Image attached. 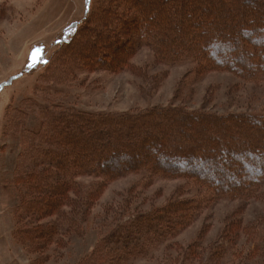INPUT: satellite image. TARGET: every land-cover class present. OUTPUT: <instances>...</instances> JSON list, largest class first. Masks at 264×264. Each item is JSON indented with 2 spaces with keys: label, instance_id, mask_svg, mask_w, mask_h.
<instances>
[{
  "label": "trees",
  "instance_id": "1",
  "mask_svg": "<svg viewBox=\"0 0 264 264\" xmlns=\"http://www.w3.org/2000/svg\"><path fill=\"white\" fill-rule=\"evenodd\" d=\"M134 38L158 63L194 64L197 77L226 72L264 83V0H91L86 17L45 59L42 86L5 113L3 134L19 145L8 184L17 198L13 240L41 254L35 264H42L47 247L83 236L92 224L95 242L75 264H130L168 245L176 253L166 250V264H241L233 223L208 248L203 229L186 245L171 241L219 199L257 195L264 183V104L253 113L182 105L95 113L61 101L80 73L142 74L130 64ZM131 174L140 178L117 208L92 214L107 184ZM157 178L183 183L161 204L131 208ZM261 220L244 230L254 243L246 260L264 249Z\"/></svg>",
  "mask_w": 264,
  "mask_h": 264
},
{
  "label": "rangeland",
  "instance_id": "2",
  "mask_svg": "<svg viewBox=\"0 0 264 264\" xmlns=\"http://www.w3.org/2000/svg\"><path fill=\"white\" fill-rule=\"evenodd\" d=\"M90 5L91 0L87 4L85 0H0V264H35L41 255L29 252L12 237L17 198L8 184L19 145L16 137L3 134L6 110L16 106L22 98L34 96V89L42 86L37 78L43 71L45 59L59 43L69 38L73 23L86 17ZM133 40L135 53L130 64L140 68L142 74H135L130 68L115 73L83 72L65 88L61 101L95 113L127 112L154 105H182L217 113H253L264 104V83L243 81L226 72H207L197 77L192 71L194 64L169 66L158 63L147 45L137 38ZM37 97L42 99V96ZM34 121L31 117L29 124ZM139 178L140 175L131 174L108 183L92 208V214L115 210L122 192ZM91 179L78 178L84 182ZM182 183L181 179L157 178L134 198L131 208L140 210L161 204L174 187ZM260 217L264 222V183L257 195L249 200L219 199L171 242L186 245L203 229V246L208 248L224 227L230 223L226 228L231 229L233 223V228L238 227L232 232H235V247L240 251L241 264H264V249L246 260L254 243L244 232ZM95 239V227L87 224L83 236L73 234L63 243L47 247L42 264H75ZM168 246H161L151 256L130 264H166V250L173 256L176 253L174 248L167 249Z\"/></svg>",
  "mask_w": 264,
  "mask_h": 264
},
{
  "label": "snow or ice",
  "instance_id": "3",
  "mask_svg": "<svg viewBox=\"0 0 264 264\" xmlns=\"http://www.w3.org/2000/svg\"><path fill=\"white\" fill-rule=\"evenodd\" d=\"M88 3V0H85V4H87Z\"/></svg>",
  "mask_w": 264,
  "mask_h": 264
}]
</instances>
